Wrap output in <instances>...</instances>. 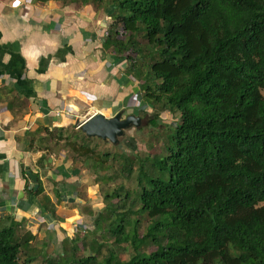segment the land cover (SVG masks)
<instances>
[{"label": "trees", "instance_id": "trees-1", "mask_svg": "<svg viewBox=\"0 0 264 264\" xmlns=\"http://www.w3.org/2000/svg\"><path fill=\"white\" fill-rule=\"evenodd\" d=\"M37 1L109 9L112 22L103 46L130 62L128 71L146 105L179 114L175 126L159 113L148 116L150 127L162 122L170 134L168 156L161 161L168 177H149L142 168L137 176V210L152 220L143 235L136 228L125 231L131 209L105 208V219L115 214L107 220L113 243H128L133 250L129 259L122 261L109 251L99 260L102 244L93 242V255L47 256L43 264H264V0ZM139 35L147 41V69L135 58L143 52ZM7 51L10 61L0 74L20 75L24 60L12 44L0 45V55ZM24 95L29 98L33 92ZM143 107L131 114L140 122L147 115ZM63 132L38 128L33 134L44 135L40 143H61L63 149L92 159L90 168L102 170L92 148ZM37 183V190L29 189L34 198L43 193L39 178ZM20 225L9 216L0 221V264L36 261L29 255L35 250L30 244L34 236L20 234ZM148 244L154 251H141Z\"/></svg>", "mask_w": 264, "mask_h": 264}, {"label": "crops", "instance_id": "crops-1", "mask_svg": "<svg viewBox=\"0 0 264 264\" xmlns=\"http://www.w3.org/2000/svg\"><path fill=\"white\" fill-rule=\"evenodd\" d=\"M103 11L56 1L0 0V45L12 44L25 63L20 75L0 74V221L9 216L21 224L34 236L31 245L37 234L42 244L50 236L61 244L75 239L74 225L81 215L65 205L80 200L77 182L86 183L93 172L92 159L63 149L61 143H40L44 135L33 132L62 128L64 136L81 144L102 140L88 137L81 125L96 113L112 118L119 112L125 117L138 108L140 87L128 71L130 62L103 46L109 27L100 19ZM65 47L67 52L59 54ZM10 57V51L1 53V69ZM29 90L33 95L26 98ZM28 170L41 181L43 193L37 198L29 194L33 183L22 173ZM44 196L50 200L47 204Z\"/></svg>", "mask_w": 264, "mask_h": 264}, {"label": "rangeland", "instance_id": "rangeland-1", "mask_svg": "<svg viewBox=\"0 0 264 264\" xmlns=\"http://www.w3.org/2000/svg\"><path fill=\"white\" fill-rule=\"evenodd\" d=\"M108 11L109 9L106 11L104 10L100 19L106 21L110 25L112 19L108 16ZM121 39L126 40L125 37ZM136 41L143 52L141 54L137 53L135 58L139 65L147 69L146 66H148L150 60L147 55V41L140 35L136 37ZM141 55L145 56V58H142ZM142 96L143 92L139 91L136 97L138 105H135L138 108L144 105L147 115L144 116L142 122H140L138 126H130L126 129L125 134L119 137L117 144H112L108 140L102 141L99 139H92L87 143L83 142L86 146L92 148L95 154H97L96 156L101 159L102 167H100V169L102 168V170L94 169L93 172L89 171L86 176V183L84 184L82 182H77L76 190L81 202L80 200H78L79 202L73 200V202H69L65 205L66 210L77 208L81 215L78 225L76 224L77 226H75L73 224L75 227L74 234L76 238H78L75 244V253L71 249L74 245L73 240L62 242L61 244L54 237L51 238L50 236L48 238L49 241L46 244H42L43 241H41V243L37 240L39 238L37 234L35 241L31 245L35 250L32 249L33 251L29 252V255L33 253L36 257V261L33 264H43L42 258L47 256L50 258H57V256L60 255L70 256L71 253H73L74 257L82 258L93 255L92 246L95 247L93 242L102 244L100 254L98 255L99 260L106 257L109 251H113L122 261L128 260L132 255L133 250L128 243H122L119 246L113 243L114 235L112 231L109 230V222H107V220L113 219L115 214L111 219H105V208H117L119 212L131 209L134 213H129L125 231L131 233V230L136 228L138 235H143L146 227L152 220H150L145 213L137 210L139 208L137 200V194L139 193L137 176L142 168V172L144 171L149 177L162 179L168 177V173L164 170L161 161L168 156L170 134V131L162 122L156 128L150 127L148 116L159 113L160 118L164 122H171L172 126H175V122L179 118L177 112L170 113L163 111L160 113V105L154 106L155 108L151 106V102L148 103L149 105H146L147 103L145 100L143 101L141 99ZM145 107H143V110ZM141 114L142 113L139 112V116H141ZM131 138L134 140L133 143L130 141ZM132 144L134 145L133 147L130 146ZM104 153H109V155L105 156ZM81 159L82 158H78V161L80 162ZM79 162L76 164H79ZM85 163L88 164V162ZM96 170H99V173L96 172L95 175L93 173ZM106 196H109L108 199L105 198ZM124 197L128 199L124 201ZM67 218H69V216ZM95 221H99L100 223L99 230L95 228ZM134 221H137V224H133ZM63 224L64 226H69L68 222ZM23 232H25L24 228H19V233L22 234ZM141 248V251L150 253L154 251L155 246H153V244H148Z\"/></svg>", "mask_w": 264, "mask_h": 264}, {"label": "water", "instance_id": "water-1", "mask_svg": "<svg viewBox=\"0 0 264 264\" xmlns=\"http://www.w3.org/2000/svg\"><path fill=\"white\" fill-rule=\"evenodd\" d=\"M139 124L140 119L134 115L123 117L122 113L118 112L112 118H106L102 114L96 113L81 125L80 130L88 137H97L116 144L126 129ZM26 175L33 183V190H37V176L30 170L26 171Z\"/></svg>", "mask_w": 264, "mask_h": 264}]
</instances>
